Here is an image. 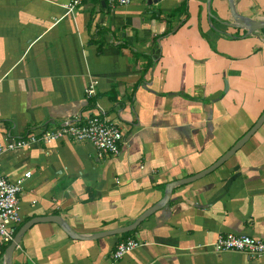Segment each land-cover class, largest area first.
<instances>
[{"label": "crops", "instance_id": "crops-1", "mask_svg": "<svg viewBox=\"0 0 264 264\" xmlns=\"http://www.w3.org/2000/svg\"><path fill=\"white\" fill-rule=\"evenodd\" d=\"M72 1L0 0V145L86 122L99 109L118 123L123 144L116 156L71 139L2 154L7 179L31 173L15 235L59 216L86 238L35 223L12 264H108L127 239L141 245L113 264H264L212 247L219 235L264 240V124L217 169L175 187L135 232L95 238L132 225L169 184L210 168L256 124L264 29L247 36L226 26L229 0H84L69 11ZM232 2L264 21V0ZM3 245L0 237V254Z\"/></svg>", "mask_w": 264, "mask_h": 264}, {"label": "built area", "instance_id": "built-area-1", "mask_svg": "<svg viewBox=\"0 0 264 264\" xmlns=\"http://www.w3.org/2000/svg\"><path fill=\"white\" fill-rule=\"evenodd\" d=\"M111 5L125 6L132 0H107ZM84 0H73L65 6L69 11H73L76 6L82 4ZM88 97L97 95V88L90 84L86 89ZM71 139L78 142H89L95 146L100 156L119 155L121 145L123 144V133L118 123L114 122L104 110L98 112L89 118L86 122H77L73 120L66 121L58 128L47 129L36 134L29 132L23 137L10 140L5 145H0V163L1 156L6 151L20 149H31L36 144L45 145L54 142ZM31 173H26L24 178L16 181L7 179L0 168V237L1 242L8 244L13 241L16 228L21 224V206L19 195L23 190L25 178H29ZM141 245L136 240L127 239L119 242L116 250L112 254V262L122 259L126 253L138 248ZM213 249L218 253L223 252H243L250 258L256 259L264 256V240L247 235H219L212 244Z\"/></svg>", "mask_w": 264, "mask_h": 264}, {"label": "water", "instance_id": "water-1", "mask_svg": "<svg viewBox=\"0 0 264 264\" xmlns=\"http://www.w3.org/2000/svg\"><path fill=\"white\" fill-rule=\"evenodd\" d=\"M158 1H160V0H148V4L152 5V4L157 3ZM229 7H230L232 19L234 22L233 23L227 22V23H225L226 26L231 27V28H235V29H245V30H247V34H246L247 36L252 35V34L264 29V21L254 20V19L240 15L236 11L235 4H234V2H232V0H229ZM263 124H264V113L260 117V119L256 122V124L247 132V134H245V136L242 139H240L236 143V145L231 150H229L217 163L212 165L210 168H208L204 172L197 174L196 176L186 178L183 180H179L176 182H172L171 184H169L166 187V192H165L164 198L158 204H156L155 206H153L152 208L147 210L145 213H143L132 225L125 227L123 229L114 230L113 232H111L109 234H98L97 236H95V238H103V237H106L109 235L124 234V233H128V232H131V231H134L135 229H137V227L142 222H144L148 217H150L152 214H154L155 212H157L158 210L163 208L168 203V201L171 197V193L175 187L180 186V185L190 184V183L206 176L207 174L211 173L213 170L217 169L219 166L224 164L229 158H231L239 149H241L249 141V139L261 128V126ZM38 222H54V223H57L59 226H61L63 228V230L70 237L78 238V239H86V238H82V236L76 235L71 230V228L66 224V222L59 216H48V217L37 218V219H34V220L24 224L20 228V230L16 233V235L13 238V241L8 246V248L6 249V252L4 255V264H12L13 254H14L16 248L19 246V244H20L22 238L24 237L25 233L27 232V230H29V228L31 226H33L35 223H38Z\"/></svg>", "mask_w": 264, "mask_h": 264}, {"label": "trees", "instance_id": "trees-1", "mask_svg": "<svg viewBox=\"0 0 264 264\" xmlns=\"http://www.w3.org/2000/svg\"><path fill=\"white\" fill-rule=\"evenodd\" d=\"M133 232H135V231H132V232L127 233V234H125V235H128V236H129V234H131V233H133ZM128 236H126V237H128ZM10 244H11V243H8V244H6V245H3V247L1 248L0 258L4 255L6 249L8 248V246H9Z\"/></svg>", "mask_w": 264, "mask_h": 264}]
</instances>
